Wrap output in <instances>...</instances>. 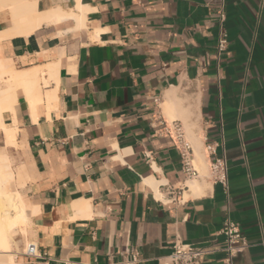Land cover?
Listing matches in <instances>:
<instances>
[{"label": "crops", "instance_id": "obj_1", "mask_svg": "<svg viewBox=\"0 0 264 264\" xmlns=\"http://www.w3.org/2000/svg\"><path fill=\"white\" fill-rule=\"evenodd\" d=\"M28 3L36 14L80 6L83 15L0 40L13 68L53 63L57 78L54 103H37L35 120L17 91V150L29 180L24 171L14 188L27 207L24 236L42 255L25 256L20 243L5 264H170L175 241L219 248L225 220L247 242L235 264H264V0H225L219 60L215 0ZM8 14L0 11V32L12 27ZM171 120L193 158L197 139L207 171L205 145L223 139L227 189L208 175L185 178L166 133ZM151 176L165 180V199L144 184ZM187 180L201 189L184 198ZM222 257L214 251L201 264Z\"/></svg>", "mask_w": 264, "mask_h": 264}, {"label": "bare ground", "instance_id": "obj_2", "mask_svg": "<svg viewBox=\"0 0 264 264\" xmlns=\"http://www.w3.org/2000/svg\"><path fill=\"white\" fill-rule=\"evenodd\" d=\"M26 1L0 0V11L8 10V16L12 19V27L0 32V40L18 34H29L43 22L60 21L68 17L79 20L81 18L79 14L83 15V9L80 6L77 7L76 13L56 10L48 14H36L31 11L28 0ZM52 81H55L57 87L56 69L53 63L17 70L11 66L10 61L0 56V131L3 137L0 145V264L13 261L14 237L17 232L24 236L27 220V207L20 199L19 191L14 188L23 184L24 168L21 164L14 166L11 154L9 155V148L17 145L18 128L13 115L17 91L21 90L35 120L37 103L45 101L47 106H50L56 99V87H50ZM10 113L13 124L6 125L4 117ZM188 133L192 135L190 130ZM192 140L195 149L193 161L196 159L204 163L197 139L192 137ZM164 182L165 180H155L152 176L144 179V184L153 190L154 196L158 199L166 198L158 187ZM185 186L189 188V192L183 193L184 198H187L189 193H199L201 189V183L198 180H187Z\"/></svg>", "mask_w": 264, "mask_h": 264}, {"label": "built area", "instance_id": "obj_3", "mask_svg": "<svg viewBox=\"0 0 264 264\" xmlns=\"http://www.w3.org/2000/svg\"><path fill=\"white\" fill-rule=\"evenodd\" d=\"M216 8L210 14V19L214 20L218 25V34L215 45V57L220 59L225 52L228 44L227 34L223 29L225 21V0H215ZM157 100L155 99V102ZM171 125L166 130L175 148L178 150L182 172L187 179H197L200 177L199 170L193 164V148L185 136L182 126L178 120H171ZM221 149V153L218 149ZM209 166L208 177L213 183L221 184L227 189V164L223 149V139L221 141H212L205 145ZM181 191V189H180ZM172 193V192H169ZM169 193H166L168 195ZM180 195V194H179ZM182 196V195H181ZM184 198L182 197L181 200ZM166 199L165 202H169ZM224 236V242L219 248H198L191 244L175 241L172 246V252L168 256L170 264H201L204 256L214 252L221 251L223 253L222 264H235V257L238 253L247 247V242L241 232L239 225L230 220H225L219 230ZM23 254L28 257H41L35 242H28L23 250Z\"/></svg>", "mask_w": 264, "mask_h": 264}, {"label": "rangeland", "instance_id": "obj_4", "mask_svg": "<svg viewBox=\"0 0 264 264\" xmlns=\"http://www.w3.org/2000/svg\"><path fill=\"white\" fill-rule=\"evenodd\" d=\"M169 118L172 119L173 116L169 115ZM19 148H20L19 145L14 146L13 149H10L9 155L11 154L10 156L13 159L14 166H19L20 164L23 165L24 171L28 175L27 180H29V168H28L27 164L24 162V159H22V155L18 153L19 151L17 149H19ZM193 164H195L196 165L195 167H197V169L199 170L200 177H203V176H207L208 175L207 166L204 167V165H203L202 162L197 161L195 159L193 161ZM22 191H24V188L22 189ZM14 242H15L14 243L15 244V246H14L15 249H13V252L16 253V252L21 251V247L19 246L20 243H22V247H25V245L29 241H27L26 236H22L20 233L17 232V234L14 237Z\"/></svg>", "mask_w": 264, "mask_h": 264}]
</instances>
